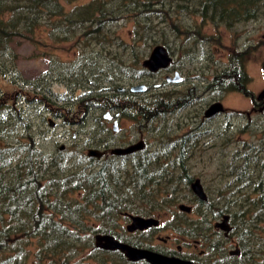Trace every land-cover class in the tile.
I'll use <instances>...</instances> for the list:
<instances>
[{
  "label": "trees",
  "instance_id": "obj_1",
  "mask_svg": "<svg viewBox=\"0 0 264 264\" xmlns=\"http://www.w3.org/2000/svg\"><path fill=\"white\" fill-rule=\"evenodd\" d=\"M77 2L78 0H0V83L2 79L13 76V86L18 85L8 93L0 84V264H30L31 258L35 264H78L72 263L75 259L73 256L84 254L91 246L93 251L101 250L94 245L92 236L99 232H112L115 225H118L120 216L129 213L139 215L142 212L147 214L155 210L154 205L151 209L139 208L136 201L146 204L148 201L153 202L155 198L157 200L154 197L156 188L164 187V184L166 187L172 186V199L165 200L166 203H177L181 197L174 193L177 192L179 183L190 187L194 180L189 163L191 155L198 148L197 140L200 139L192 136L191 142L186 143L173 140V136L167 140L166 134L161 133L154 148L147 146L123 157L110 155L102 159L92 158L81 149L76 153L59 151L55 155L48 154L30 134L31 125L25 120L19 101L26 98L32 102L44 103L49 111L61 117L77 113L82 116L84 107L101 108L105 113L109 110L117 111L123 117L136 119L139 132L146 130L151 135L170 132L167 125L158 123L159 120H167L172 110L170 90L137 97L129 94V88H125L127 93L121 92L116 82L118 77L122 80L123 74L131 70L139 77L154 75L143 66L149 43H156L153 48L161 44L169 51L173 49L172 38L167 39L162 29L156 27L152 14L164 21L166 28L170 27L174 31L173 38H178L181 32H185L179 24L172 21L174 18L171 13L174 14L175 11L177 17L187 14L193 18L199 15L204 20L224 24L228 29L234 28L238 23L255 22L264 16V0ZM128 21L135 23L131 36L135 43L132 44L118 32L120 24H128ZM45 32L55 42L80 39L76 37L82 36L85 42L97 46L99 51H96L95 56L85 51L91 57L84 56L86 62L83 60V63L92 68L103 69L113 83V89L108 91L109 89H100L99 85H94L93 89L75 100L66 99L69 105L59 106L46 95V92H52L47 83L42 87L32 84V90L36 92L25 91L20 87L18 77H14L19 73L18 48L24 41L34 44L42 42ZM189 33L191 34L190 31ZM192 33L198 34L199 29ZM190 34L188 39L197 38ZM139 44H144L147 48L140 50ZM243 58L244 53L233 54L231 61L220 73L223 75L225 91L232 89L245 94L252 93L247 88L250 77L245 71ZM234 60L236 62L233 65ZM78 63L68 67L74 69V73L70 74L78 80L79 86L84 87L87 75L83 80L82 77L87 68L82 70ZM58 98V101H65ZM63 110L67 113L64 114ZM21 125L28 129V134L24 133L23 138V133L18 130ZM107 129L109 128L106 126L102 127L100 133L107 132ZM248 129H242L241 132ZM95 143L93 141L91 145ZM110 143L100 141L97 145L106 149L110 147ZM243 144L244 153L236 154L240 159L234 160L236 168L232 167L228 175L233 178L232 183L228 184L229 196L226 197L222 190H217L215 198L208 194L207 200L202 201L195 196V201L196 210L201 217L199 219L210 220L211 217L219 218L229 214L233 224L238 223L245 239L250 243L254 241H251L253 229L260 221H264V159L256 156L252 159V154L245 153L251 143L246 141ZM261 148L264 152V140ZM172 153L175 158L168 159ZM254 161L259 163V168L253 173L254 167L251 168V165ZM176 170H179L177 176ZM245 187L252 188L254 194L245 190ZM181 214L183 220L188 219V213ZM95 218L112 225L102 226L98 231L88 223ZM87 228L93 230L84 235ZM260 244L264 250V236ZM32 245H35V251L30 250ZM103 255L104 253L100 257L104 259Z\"/></svg>",
  "mask_w": 264,
  "mask_h": 264
},
{
  "label": "rangeland",
  "instance_id": "obj_2",
  "mask_svg": "<svg viewBox=\"0 0 264 264\" xmlns=\"http://www.w3.org/2000/svg\"><path fill=\"white\" fill-rule=\"evenodd\" d=\"M89 1L90 0H78L77 3L84 4ZM68 9H70L69 5ZM175 13H171V17L174 18L172 21L179 24L181 28L185 30L184 33H180L181 36L178 38H173L175 36L174 31L171 30L170 27L166 28L164 21L158 19L154 14H152L153 17L151 18L155 19L156 27L162 29L166 37H168L167 39L172 38V45L176 48L174 52L176 54L175 58H177L178 62L183 64L184 69L187 72L195 73L197 67L206 66V73L208 78L211 79L216 72L221 73L223 71L233 54L237 55L244 53L242 62L245 71H247L250 77L248 87L252 93H254L257 100L258 94L264 89V16L255 22L238 23L234 28L228 29L224 24L218 25L216 22L204 20L199 15L193 18L187 14H184L183 17H177ZM120 26L121 27L118 28L120 35L128 40L130 44L135 43L133 41L134 39L131 38L134 33L132 31L135 29L134 21H128V24L123 22ZM197 29H199L198 34L195 35L192 33V31H196ZM189 31L197 38L193 40L188 39L190 34ZM78 37L80 39L55 42L50 35H47V32H45L43 33V41L38 44L24 41L18 48L19 73L18 76H14L18 77L20 81L18 84L20 87L25 91H35L32 90V84H37L42 87L47 83L52 92H46V95L52 101L57 102L59 106H63L64 104L69 105L66 99H69L68 101H70V99L75 100L77 97L87 93L89 89H93L94 85H99L101 87L100 89L104 87L105 89H109L108 91H111L114 85L110 81L108 74L105 73L103 69H98L96 67L92 68L84 64L86 62L84 56L89 58L91 57L90 53H93V56H95L96 51H99L97 49L98 47L87 41L85 42L82 36H77L76 38ZM155 44H148L149 48L147 49L146 58L149 57V53H151L150 51L153 50L152 48ZM138 47L140 50L147 48L144 44H139ZM85 51L90 53L85 54ZM53 60L56 62H52ZM76 63H78L82 70L87 68L84 73L85 76L82 77L83 80L87 75L85 78L87 83L84 87L79 86L80 83H78V80L73 78L74 76L70 74L72 72L74 73V69L68 66H73ZM53 64H56V66ZM93 69L94 72L92 71ZM104 70L107 71L106 69ZM127 73L128 72H125L123 74L124 78L122 80L120 77L116 80L118 89L121 92L127 93L125 88L130 89L131 86L142 83L149 85L150 89H148L147 92L133 93L131 90L132 92H129V94L145 97L159 92H166V90H170L171 88L170 83L166 80V75L168 74L167 69L153 76L139 77L132 70L128 74ZM43 75H45V77ZM77 75H79V73ZM12 77L13 76L2 79L0 83L7 89L8 93L18 87V85L15 87L13 86V82L11 81ZM12 80L14 81V79ZM96 87L97 86H95V88ZM18 94H16V96ZM206 96L208 101H210L211 94L207 93ZM58 97L65 99V101H58ZM216 97L223 102L225 112L220 113L215 120L207 123L208 133L201 137L200 142H198V148L193 155H191V161L189 163V168H191V174L194 179L200 178L206 192L209 196L214 198V193H217V190L218 192L222 190L226 197L229 196L230 193L228 192L230 190L228 186L230 185L228 184L232 183L233 178H229L228 175L232 167L236 168L234 160L240 159L236 154L238 152L244 153V142L248 141L251 143V145L247 146V150L245 151L246 154H252L250 155L252 159H254V156L264 159L263 148H261L264 140V112L260 113L258 110L252 112L254 104L249 96H246L243 92L224 91L223 94H218ZM204 103L205 102L200 105L205 106L207 104ZM19 105L21 106L25 120L31 125L30 134L36 138L38 146L45 153L54 155L58 154L59 151L66 154L70 152L76 153L78 149L83 150L84 154L87 155L93 141L96 143L93 144L92 148L103 149L101 146L97 145V142L109 141V143L111 142L110 147H114L120 145V143L129 142L131 140L132 142L138 141L141 134H144L143 138L148 143V146L154 148L156 144H158V138L161 133L166 134L165 137L167 140L172 138L171 136H173V140H178L181 134H185L188 130L193 128V125L187 126V124H185V122L189 121L193 116L190 115V110L192 108L187 109L179 116L169 114L167 120H159L158 123L167 125L170 132L163 131L151 135L147 133L146 130V132L143 131V133L139 132L136 119L123 117L119 115L117 111L112 112L115 116L117 114L116 118L119 120L122 131L118 134H114V132L111 134L109 132L110 129H112L113 122L104 118L105 111L101 108L89 109L84 107L83 109L85 112L82 116H78L77 113L76 115L69 114L61 117L49 111L44 103L32 102L24 98L19 101ZM72 109L78 110L77 108ZM238 111L241 113L251 111V120L253 123L249 122L246 117L237 116L236 112ZM63 113L66 114L67 111L63 110ZM199 118L202 119L204 116L202 117L200 113ZM164 122L166 123L164 124ZM246 122L250 124V127L245 125ZM179 125L183 128L182 132L178 130ZM104 126L109 128L107 129L108 131L100 133ZM245 128L249 129L246 132H241V130ZM18 130L23 133L22 138L25 136L24 133L28 134V129L23 125L19 126ZM13 140L15 139L13 138ZM174 158V153H172V156L168 157V159ZM253 167L254 173L255 170L259 168V163L255 161L252 162L251 168ZM178 174L179 170H176L175 175L177 176ZM162 186L164 187L155 189L157 192L154 197L158 199L156 200L155 198V200L153 202L150 201V203L152 206H156V209L152 211L154 214L152 216L160 218V222L165 225V230L162 231L163 235L171 233L172 228L168 227L171 220L183 219V214H181L182 211H180L178 207L181 203L192 206V211L188 212L189 215L186 216L188 219L201 218L198 210H196L197 204L195 195L192 190H190L191 187H186L182 182L179 183L178 190L174 194L179 195L181 199L177 203L170 204L166 203L165 199H172V186L166 187L165 184ZM233 186H235V184H233ZM244 189L248 190V192H253L251 193L252 195L254 194L252 188L245 187ZM136 204L139 205V208L147 209V206L150 208V204L145 206V204L140 201L136 202ZM217 206L218 204L216 207ZM234 208L236 207H233V209ZM133 214L135 215L137 213ZM211 218H217L218 220L221 217ZM119 222L121 225H124V228L120 231L121 236H127L131 238V240L138 239L131 235L125 228L129 222V217L122 215L119 218ZM262 222L264 221H260L255 226L253 229L254 235L251 237V241L254 240V243L261 246L258 247L256 251L259 257H264V250H262V244H260L262 236H264V223ZM88 223L89 226L94 225L95 229H98V231L101 230L102 226L112 225L110 222L99 221L96 218L88 221ZM182 226L183 227L180 229L186 228L185 224ZM92 230L93 229L87 228V231L83 234L88 235V232ZM99 234L102 233L99 232ZM95 236L96 235L92 236L94 245H96ZM145 241L147 242V240ZM251 243L252 242H250V245ZM91 247L82 255L81 253L74 255L73 257H75V259L72 260V263L99 264V257L102 256L103 252L101 250L93 251ZM30 250L35 251V245H32ZM30 264H35L33 258H31Z\"/></svg>",
  "mask_w": 264,
  "mask_h": 264
},
{
  "label": "flooded vegetation",
  "instance_id": "obj_3",
  "mask_svg": "<svg viewBox=\"0 0 264 264\" xmlns=\"http://www.w3.org/2000/svg\"><path fill=\"white\" fill-rule=\"evenodd\" d=\"M172 47L173 49H170V55L172 59L168 67L159 69L157 71H150L149 69L147 70L154 75L166 69L168 70V74L166 75V80L168 81V83H170V87H171L170 88V93H171L170 97H172L171 100L172 110L170 112L171 115L179 116L187 109L192 108L190 110V115L193 116L191 117V119H189V121H186L185 124H187V126L193 125V128L191 130H188V132H186L185 134H181L180 135L181 137H179V139L176 140L180 142L186 141L187 143V142H191L192 136L201 139L202 136L207 135L208 133L207 123L215 120L220 113L225 112V108L223 106L224 109L222 111L216 112L212 115L207 114L208 108L211 105L218 102H221L223 104V102L216 97L218 94H223L225 91L223 85V78H222L223 75L216 72L213 75V77L209 79L206 73L207 71L206 66L204 67L200 66V68L197 67L195 73L187 72L184 69L183 64H181V62H178L177 58H175L176 54L174 52L176 49L173 45ZM235 62L236 61L234 60L232 64L234 65ZM168 77L170 78L169 80ZM146 85L148 86V89H150L149 85L148 84ZM247 88L248 90H250L248 86ZM230 91H238V90L231 89ZM207 93L211 94L210 101H208V98L206 96ZM246 96H249V98L252 100L254 104V108L252 112H255L257 110L260 113L264 112V100H259L258 96L256 100L254 93L246 94ZM203 102L207 104L205 106H201ZM107 113H110L109 117L107 116ZM107 113L104 114V118L109 120L110 122L111 121L113 122V126L112 129H110V133L113 134L114 132V134L115 133L118 134L122 130L119 120L118 118H116L117 114L115 116L112 110L107 111ZM200 113L202 117L204 116V118L202 119L199 118ZM236 115L246 117L249 122L253 123L251 120L252 117L251 111L245 113H241L238 111L236 112ZM116 123L118 125L117 127H116ZM245 125H250V124L246 122ZM178 130L182 132L183 128L181 127V125H179ZM143 137L144 134H141L138 141L132 142L131 140L129 142L123 143V145H118V146H127L138 143L140 141H144L146 148L148 146V143ZM200 139H198L199 142ZM118 146H114V147H118ZM114 147H108L106 148V150H109ZM110 155L112 154L107 153L105 156L109 157ZM118 156L123 157L126 155H118ZM147 204H150V208L149 206L147 207L151 209L152 204L149 201L145 204V206ZM130 215H131L130 213L125 214V216L129 217V222L127 223L125 228L128 232L131 233V235L137 237L138 239L131 240V238H128L127 236L126 237L121 236L120 231L121 229L124 228V225H121L119 220L117 221L119 227L118 225H115L116 228L112 230V232L110 231V233H102V234L113 235L116 239H118L123 243H127L142 249H148L152 252L160 253L164 256L180 258L182 260L188 261L185 262L186 264L187 263L189 264H264V257L263 256L259 257V255H257L256 253L257 248L261 246L254 243V241H252L250 245V243L247 242V239H245L243 234L244 232L243 230L240 229L238 223L234 221L237 225L233 224L231 219L229 220L230 229L228 230L223 229L219 226L220 223H222L223 221L222 218L218 220L217 219H210V220L174 219L171 220L170 224L168 225V227L172 228L171 233L163 235L162 231L165 230V225H163L160 222L159 220L160 218L152 216L154 215L153 212H149L147 214L142 212L140 213V216L145 218L155 217L159 220V225L149 226L148 228L143 230L141 229H137L133 231L128 230V226L132 223V219ZM183 224L186 225L185 229H180L176 227ZM145 240H147V242ZM97 248L101 249L102 252L104 253L103 256H105L104 259L103 257H100V260L98 261L99 264H154L152 261L148 260V258H140L136 260L130 259L127 257L126 253L121 251L120 249H110V248H103L98 246Z\"/></svg>",
  "mask_w": 264,
  "mask_h": 264
},
{
  "label": "water",
  "instance_id": "obj_4",
  "mask_svg": "<svg viewBox=\"0 0 264 264\" xmlns=\"http://www.w3.org/2000/svg\"><path fill=\"white\" fill-rule=\"evenodd\" d=\"M171 55L168 50V48L164 45H156L153 50L151 51L148 58H146L143 61V66L145 68H148L150 71H157L162 68L168 67V65L171 62ZM263 74H264V64H263ZM179 76V75H178ZM170 78L168 77V80ZM131 90L133 92H146L148 90V86L145 83L142 84H136L131 86ZM259 100H264V89L263 91L258 95ZM223 104L221 102L215 103L211 105L208 108L207 114L212 115L216 112L222 111ZM110 113H107V116L109 117ZM116 123V127H117ZM145 148L144 141H140L135 144L127 145V146H118L111 148L109 150L106 149H99V148H90L88 150V155L96 158H103L107 153H113L116 155H130L135 151L143 150ZM192 190L194 193L201 199V200H207L208 199V193L204 189V185L201 181V179L197 178L195 181L191 184ZM179 209L186 212L192 211V206L181 203L179 205ZM132 219V223L128 226V230L133 231L137 229H146L149 226L153 225H159V220L155 217H142L140 215H130ZM223 221L220 223V227L223 229H230L229 226V219L230 215L225 214L222 217ZM97 246H101L104 248H110V249H120L121 251L125 252L127 257L130 259H140V258H148V260L152 261L154 264H186L185 260H182L180 258L176 257H168L164 256L160 253L152 252L148 249H142L136 246H132L127 243H123L116 239L113 235H97ZM189 264V263H187Z\"/></svg>",
  "mask_w": 264,
  "mask_h": 264
},
{
  "label": "bare ground",
  "instance_id": "obj_5",
  "mask_svg": "<svg viewBox=\"0 0 264 264\" xmlns=\"http://www.w3.org/2000/svg\"><path fill=\"white\" fill-rule=\"evenodd\" d=\"M110 154H112V155H115V156H118V155H116V154H113V153H110ZM88 155V154H87ZM89 156V155H88ZM89 157H92V156H89ZM92 158H96V157H92ZM98 159H101V158H98ZM197 178H195L193 181H195ZM200 179V178H199ZM192 181V182H193ZM192 182H191V184H192ZM190 184V185H191ZM191 187V186H190ZM191 190H192V187H191ZM192 192L194 193V191L192 190ZM195 194V193H194ZM195 196H197L196 194H195ZM198 197V196H197ZM199 198V197H198ZM200 199V198H199ZM201 200V199H200ZM202 201H205V200H202ZM184 212H186V211H184ZM225 215V214H224ZM223 217V216H222ZM221 217V218H222ZM230 220V219H229ZM130 231V230H129ZM97 235H99V234H97ZM97 235H96V237H97ZM102 235H105V234H102ZM95 237V241H97V238ZM97 245V244H96ZM99 247H101V246H99ZM104 248V247H103Z\"/></svg>",
  "mask_w": 264,
  "mask_h": 264
}]
</instances>
